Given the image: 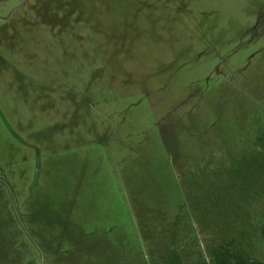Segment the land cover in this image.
Here are the masks:
<instances>
[{
  "label": "rangeland",
  "instance_id": "1",
  "mask_svg": "<svg viewBox=\"0 0 264 264\" xmlns=\"http://www.w3.org/2000/svg\"><path fill=\"white\" fill-rule=\"evenodd\" d=\"M16 63L103 119L24 114ZM263 225L264 0H0V264L264 262Z\"/></svg>",
  "mask_w": 264,
  "mask_h": 264
},
{
  "label": "crops",
  "instance_id": "2",
  "mask_svg": "<svg viewBox=\"0 0 264 264\" xmlns=\"http://www.w3.org/2000/svg\"><path fill=\"white\" fill-rule=\"evenodd\" d=\"M8 67L12 68L13 73L16 76L20 77V80L23 81H21L22 83H19L17 85L19 93L16 95L18 101H16L15 103L17 105V103L20 102L23 105L24 114L31 116L33 113H35L34 110L37 109L38 112L45 113L50 119L49 115L50 113H52L51 111L57 109V106L55 105L56 103L54 102H57L58 106L62 108L71 105V108L74 107V111L76 112L80 111L79 109H82L84 113L85 111L89 113V116H91V114L96 116V119L98 118V121L100 119H103V116L98 115L97 112H93V110H98L99 112V109L101 108V104H96L95 106H92L94 96L89 101H87L90 95L94 94V92L96 91L94 87H91V90L83 88L80 92H65L63 90L53 91L52 89H47V84L45 85L44 82H38L35 78L27 76V74L20 68L19 65H17V63L13 65L8 64ZM37 88H41V90L38 91ZM77 99H80L81 102L77 101ZM51 102L54 104H52ZM17 108L18 107L16 106L14 112L17 111ZM23 140L26 144L30 143L29 138H23ZM35 147H37L38 149L37 143H35ZM39 153L43 154L45 152H43L39 147Z\"/></svg>",
  "mask_w": 264,
  "mask_h": 264
},
{
  "label": "trees",
  "instance_id": "3",
  "mask_svg": "<svg viewBox=\"0 0 264 264\" xmlns=\"http://www.w3.org/2000/svg\"><path fill=\"white\" fill-rule=\"evenodd\" d=\"M261 235L264 239V225L261 228ZM215 264H264V262L253 260L241 254L224 253L220 249L213 252Z\"/></svg>",
  "mask_w": 264,
  "mask_h": 264
}]
</instances>
